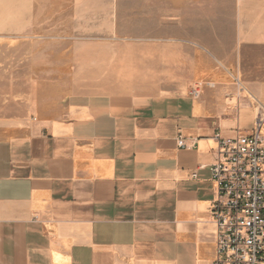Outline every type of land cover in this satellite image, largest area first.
<instances>
[{
    "label": "crops",
    "instance_id": "1",
    "mask_svg": "<svg viewBox=\"0 0 264 264\" xmlns=\"http://www.w3.org/2000/svg\"><path fill=\"white\" fill-rule=\"evenodd\" d=\"M241 96L46 94L0 118V264H211L214 134L253 129Z\"/></svg>",
    "mask_w": 264,
    "mask_h": 264
},
{
    "label": "rangeland",
    "instance_id": "2",
    "mask_svg": "<svg viewBox=\"0 0 264 264\" xmlns=\"http://www.w3.org/2000/svg\"><path fill=\"white\" fill-rule=\"evenodd\" d=\"M195 84L264 117V0H0V118L29 115L40 95Z\"/></svg>",
    "mask_w": 264,
    "mask_h": 264
},
{
    "label": "built area",
    "instance_id": "3",
    "mask_svg": "<svg viewBox=\"0 0 264 264\" xmlns=\"http://www.w3.org/2000/svg\"><path fill=\"white\" fill-rule=\"evenodd\" d=\"M190 95L200 96L198 84ZM263 127L264 117L257 115L250 132L214 134L217 158L209 174L214 186L210 210L216 246L211 264H264ZM177 144L185 147L180 137Z\"/></svg>",
    "mask_w": 264,
    "mask_h": 264
},
{
    "label": "bare ground",
    "instance_id": "4",
    "mask_svg": "<svg viewBox=\"0 0 264 264\" xmlns=\"http://www.w3.org/2000/svg\"><path fill=\"white\" fill-rule=\"evenodd\" d=\"M211 87L214 86L215 83H208ZM264 128V127H263ZM262 132L264 133L263 129H262Z\"/></svg>",
    "mask_w": 264,
    "mask_h": 264
}]
</instances>
